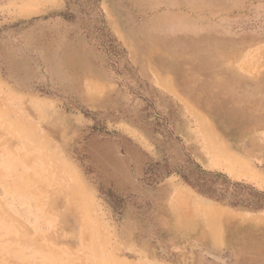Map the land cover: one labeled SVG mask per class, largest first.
<instances>
[{
    "label": "rangeland",
    "instance_id": "rangeland-1",
    "mask_svg": "<svg viewBox=\"0 0 264 264\" xmlns=\"http://www.w3.org/2000/svg\"><path fill=\"white\" fill-rule=\"evenodd\" d=\"M192 3L153 72L135 0H0V264H264V0Z\"/></svg>",
    "mask_w": 264,
    "mask_h": 264
},
{
    "label": "crops",
    "instance_id": "crops-1",
    "mask_svg": "<svg viewBox=\"0 0 264 264\" xmlns=\"http://www.w3.org/2000/svg\"><path fill=\"white\" fill-rule=\"evenodd\" d=\"M135 1L136 17L130 18L127 24L121 21L120 25L124 28L125 43L133 48L143 70L174 69L168 66L173 61L170 55L186 53L188 47L207 42L210 36L208 15L195 9L193 0Z\"/></svg>",
    "mask_w": 264,
    "mask_h": 264
},
{
    "label": "trees",
    "instance_id": "trees-1",
    "mask_svg": "<svg viewBox=\"0 0 264 264\" xmlns=\"http://www.w3.org/2000/svg\"><path fill=\"white\" fill-rule=\"evenodd\" d=\"M170 172H171V169L168 168L165 173L170 174ZM199 174L200 175L196 176L193 179H191L190 176H188V175H183V177L185 178L186 182H188L191 186L196 188L202 194L220 199L222 197V194L218 193L217 190L215 188H213V186H212V183H214L215 181L212 180L211 177H208V175L218 176L219 174H213L210 172H206L204 170H201ZM259 196H263V198H264V193L259 194ZM262 201H264L262 198H259L257 200V202H246V200L237 199V200H235V202H232V204L236 205V204L245 202V203L254 205L256 207H262V206H264V202H262Z\"/></svg>",
    "mask_w": 264,
    "mask_h": 264
}]
</instances>
